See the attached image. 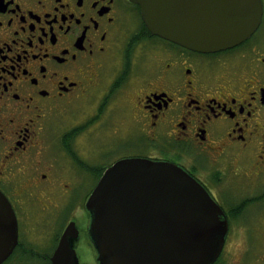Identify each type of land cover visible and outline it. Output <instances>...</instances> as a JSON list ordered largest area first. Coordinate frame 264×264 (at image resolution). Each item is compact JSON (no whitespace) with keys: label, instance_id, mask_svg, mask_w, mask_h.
I'll use <instances>...</instances> for the list:
<instances>
[{"label":"flooded vegetation","instance_id":"af4514ba","mask_svg":"<svg viewBox=\"0 0 264 264\" xmlns=\"http://www.w3.org/2000/svg\"><path fill=\"white\" fill-rule=\"evenodd\" d=\"M262 7L243 42L198 52L153 34L139 0H0V191L18 225L0 264H56L62 247L61 264H101L87 199L133 157L176 164L209 193L227 222L211 264H264ZM89 90L103 98L85 145L80 127L51 137Z\"/></svg>","mask_w":264,"mask_h":264},{"label":"water","instance_id":"95a60500","mask_svg":"<svg viewBox=\"0 0 264 264\" xmlns=\"http://www.w3.org/2000/svg\"><path fill=\"white\" fill-rule=\"evenodd\" d=\"M149 30L198 52L228 49L261 22V0H139ZM101 264H211L227 230L220 209L181 167L125 158L108 167L87 200ZM18 238L13 208L0 191V263ZM55 257L61 264L64 247Z\"/></svg>","mask_w":264,"mask_h":264},{"label":"rangeland","instance_id":"374dc122","mask_svg":"<svg viewBox=\"0 0 264 264\" xmlns=\"http://www.w3.org/2000/svg\"><path fill=\"white\" fill-rule=\"evenodd\" d=\"M103 98V95L99 92V91H94V90H89L88 93L79 96L78 98H76L74 100V102L70 105V107L68 108L67 111L60 113L59 115L55 116L52 118V120L50 121V132H51V137L56 136V135H61L62 133L66 132L68 129L70 128H74V127H80L83 128L85 127L84 123L87 120V117L89 116L92 108H93V112L96 111V109L98 108L101 100ZM124 106H123V110H124ZM114 111V110H113ZM115 112V111H114ZM118 112H115V115ZM119 118V116H118ZM119 121L120 118L118 119ZM102 121H105L104 123H106L108 121L107 116L105 115L102 118ZM103 123V124H104ZM125 126V127H124ZM129 126V122H126L123 124V127H119V131L121 129V131H125L127 130L126 127ZM126 129V130H125ZM82 131L79 133V130L77 129L75 131L77 140L81 141L82 144L85 145V142L87 139H89V135H87L85 133L84 128L81 129ZM134 133V130L131 129L129 130L128 133L124 134L123 139H127L128 137L126 136L127 134L130 135ZM94 141V137L91 138L90 142ZM96 142L93 143V145L95 147H97V144H95ZM99 145V144H98ZM96 161H102L99 157V155H97V157H95ZM94 161V162H96ZM89 190L88 188H84L83 190H81L80 192L76 193V194H72L73 195V199L75 201H81L83 202L84 198L87 196ZM80 197V199H79Z\"/></svg>","mask_w":264,"mask_h":264}]
</instances>
